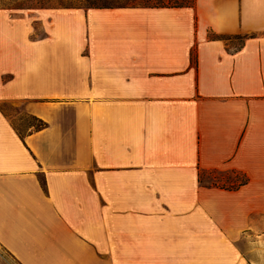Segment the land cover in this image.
Segmentation results:
<instances>
[{
	"label": "crops",
	"instance_id": "1",
	"mask_svg": "<svg viewBox=\"0 0 264 264\" xmlns=\"http://www.w3.org/2000/svg\"><path fill=\"white\" fill-rule=\"evenodd\" d=\"M0 264H264V0L0 10Z\"/></svg>",
	"mask_w": 264,
	"mask_h": 264
},
{
	"label": "rangeland",
	"instance_id": "2",
	"mask_svg": "<svg viewBox=\"0 0 264 264\" xmlns=\"http://www.w3.org/2000/svg\"><path fill=\"white\" fill-rule=\"evenodd\" d=\"M124 0H49L45 1L43 4L38 3L37 1L29 2L26 0H0V10H6L11 13H20L24 11H37L42 10L38 9L44 5L46 9H75L89 6L91 3H123ZM67 7V8H66ZM20 8V9H19ZM23 8V9H21ZM33 19V17H31ZM44 23L42 21L34 20V28L36 29L37 34L46 33ZM6 112L9 114H16V109L7 106ZM16 126L22 134L32 127H40L41 123L32 117H20L18 120H15ZM243 176L236 173H224V172H212L204 173L202 179L205 186L214 188V189H223V190H236L233 189V185H237L243 180Z\"/></svg>",
	"mask_w": 264,
	"mask_h": 264
},
{
	"label": "trees",
	"instance_id": "3",
	"mask_svg": "<svg viewBox=\"0 0 264 264\" xmlns=\"http://www.w3.org/2000/svg\"><path fill=\"white\" fill-rule=\"evenodd\" d=\"M29 2L37 1L38 3H44L49 0H26ZM196 0H124L123 3H113V2H105V3H91L89 6L84 9H124V8H170V9H178V8H189L194 6ZM67 8V7H66ZM20 9V8H19ZM23 9V8H21ZM38 9H46L44 5L38 7ZM82 9V8H77ZM41 125L39 128L45 127L44 122H40ZM202 179L200 178V181ZM247 180L243 179L237 185H233V189L238 188L244 184H246Z\"/></svg>",
	"mask_w": 264,
	"mask_h": 264
}]
</instances>
